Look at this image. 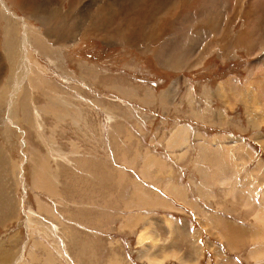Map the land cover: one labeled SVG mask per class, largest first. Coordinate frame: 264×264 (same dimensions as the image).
Instances as JSON below:
<instances>
[{
    "label": "rangeland",
    "instance_id": "rangeland-1",
    "mask_svg": "<svg viewBox=\"0 0 264 264\" xmlns=\"http://www.w3.org/2000/svg\"><path fill=\"white\" fill-rule=\"evenodd\" d=\"M29 1L36 3L35 7L25 3L34 12L50 13L58 7L72 11L74 14L61 18L54 34L74 43L63 49L55 44L51 51L45 43L30 46L36 70L30 86L22 83L9 109L16 67L7 64L2 54L7 32L15 26L18 40L22 24L44 30L54 22V16L47 13L39 26V19L23 14L9 0H0V159H6L0 163V264H10L20 255V264H136L135 255L139 264L147 263L145 247L136 244L141 219L135 221L132 232L121 230L120 224L128 216L142 214L153 223L160 242L167 243L170 232L158 216L166 209L160 204L166 205L170 196L165 187L173 182L162 183L161 177L171 178L182 168L174 169L173 163L159 156L171 157L182 166L188 151L198 155L199 145L206 144L211 152L210 143L217 148V155L212 153L217 160L206 164L202 176L223 170L224 185L218 183L211 200H200L210 211L195 202L189 208L195 210L197 221L202 215L198 210L218 216L222 223L213 237L217 247L233 255L228 257L234 264H257L256 257L247 259L245 255L258 248L264 231L254 219L264 212V89L258 87L260 81L264 86V0ZM3 6L18 19L5 13ZM232 76L244 79L240 86L235 85L233 98L221 99L217 85ZM247 77L261 98L258 117L263 122L252 126L243 116L242 128L245 95L240 92L249 89L245 88ZM216 101L226 113L218 110ZM114 113L119 115L114 117ZM114 119L117 130L121 125L123 140L110 148L106 144L113 138L108 126ZM99 123L102 126L97 130ZM174 126L186 127L187 132L181 145L170 153L165 139ZM226 127L239 134L249 132V138L260 147V152L251 148L256 163L246 164L238 158L242 167L239 161L226 162L235 160L233 155H241L242 149H232L231 159L223 137L215 142L199 134H220ZM83 131L86 140L103 136L105 147L100 156L105 161L101 165L87 159L90 153L81 146ZM190 135L195 137L192 142ZM35 151L40 159H35ZM245 152L251 156L250 149ZM178 153H182L181 161ZM258 171L260 179H256ZM90 174L104 176L92 179ZM37 178L41 185H35ZM171 197L191 204L184 202V196ZM241 198L244 205L252 207L253 221L248 219L249 211L241 210ZM143 209L145 213H141ZM172 217L183 216L176 212ZM173 224L176 245L191 251L192 243L189 246L187 240L193 231H183V225L175 221ZM202 246L206 251L214 249L208 243ZM170 260L174 259L167 258L163 264Z\"/></svg>",
    "mask_w": 264,
    "mask_h": 264
},
{
    "label": "crops",
    "instance_id": "crops-1",
    "mask_svg": "<svg viewBox=\"0 0 264 264\" xmlns=\"http://www.w3.org/2000/svg\"><path fill=\"white\" fill-rule=\"evenodd\" d=\"M232 77H235V76H232ZM232 77L231 78L225 77L223 79L227 80L226 82L218 83L216 92L220 95L218 97H220L221 99H225V100L229 101L231 98H233L235 91H237L236 86H240V84L242 83L241 81L244 79V78H241V80L238 81L239 78L235 77L234 78L235 81H234ZM259 79H261V77H259ZM247 85H250V87ZM253 85H254V83H253ZM258 87H259V89H261V88L264 89V86L262 87L261 81L259 82ZM245 88H249V89L244 90L245 92H243V91L240 92V94L245 95V97L243 98V102H242V110L243 111H241L242 112L241 122L243 121V116H246L249 124H251L252 126L258 125L259 123L263 122L262 121L263 119H261V117H258V115L261 116V98H260V96L255 95L253 88H252V80L248 77H247V79H245ZM223 90L225 91V96L222 97V91ZM205 92H206V90L203 93H205ZM259 92H261V91H259ZM216 102L219 105L218 110L220 112L222 110V112L226 113V110L224 109V107H222L220 105L221 102H219V101H216ZM24 110H25V107H24L23 111ZM115 111H116V109H115ZM102 112H105V110L102 109ZM116 115H119V113H116V114L114 113V117H116ZM235 115H237V114H235ZM251 117H254V118H251ZM112 121H113V123L110 124L108 127L111 131L109 133H111L113 141L111 139L110 142H107L108 144H106V145L110 146V148H112V146L115 147L116 144L120 145L119 142H121L123 140L122 135L120 134L121 125L119 127H117L119 130L118 131L115 128V125L117 124L116 119L111 120V122ZM100 125L102 126L101 123L95 125L97 130H99ZM241 126H242V128H245L244 123ZM226 129L227 130L225 132H221L220 134H215V133L210 134V133L204 132L205 133V135H204V133L203 134L199 133V132H197V133L201 134L202 136H204L205 138H208V139L211 137L212 141H215V142L218 139L221 140V138H219V136L223 137L222 141L224 143V147L228 151V156L231 159H233L232 149L235 150L237 147H240L242 149L241 155L239 154L240 157L237 156L235 153L233 155V156H235V158H234L235 160H233L231 162L230 160L228 161V159H227L226 162H228V163L237 162L238 163V161L240 162L239 159H241V161L243 163H246V164L249 162L250 163L251 162L256 163V161L252 160L254 157V154H253L251 148L258 149L260 152V147L254 140L249 138L250 137L249 132L245 131V132L239 134V133H237V131H232L231 130L232 127L231 128L226 127ZM191 130L192 129H190V131ZM248 130H249V128H248ZM186 132H187L186 127L174 126L173 131L170 134H168L167 136L165 135L167 137L165 139V142H166V145L168 146L167 148L169 149L168 152L174 153L173 150L175 149L176 146L181 145L180 143L184 139ZM193 133L194 132L192 130L191 135H193ZM83 134L84 135L82 137V145L81 146L84 148V151H87L88 154L90 153L88 155L87 159L89 161H91L92 163H95L96 165H98L100 163H104L105 158H101V156H100V152H102V147H105V145H104L105 143L102 144L103 143L102 142L103 136L101 135L100 138L97 137L94 140H91V139L86 140V138H85L86 132L83 131ZM165 136L163 135L162 141L164 140ZM194 139H195V137L191 136L189 142L194 141ZM162 141L160 140L158 142L160 143ZM112 142H114V143L112 144ZM70 146H71V144H70ZM199 146H200V149L198 150V155L194 151H193V153H192V151H188V156L184 157L185 158L184 160H186V163H185V165H182V166L175 164V162L173 161V159L171 157L166 158V155L165 156L161 155V157L158 155L159 158L161 160H163L164 162L166 160L169 164L173 163L172 165H173L174 169H175V166L180 167V169L182 168L180 171L177 169L178 173L176 172L175 176H173L171 178H164V175H162V177H161L162 183H166V181L167 182H169V181L173 182L170 184L168 183V185L165 187L167 189L168 193L170 194V196H167L168 197L167 201H166V199L162 198L167 202V204L166 205L160 204V205H163L166 209L161 210L162 215L158 216V217L162 216L160 218L161 220L163 219L161 221L162 224H165L166 222L167 223L172 222V223H170V225H173L171 228L166 226L167 223L164 225L169 230L170 236H171V239L167 243H165V242L161 243L160 242L159 234L156 233V230H154L153 223L148 222V219L144 218L142 216V214L141 215H135V216L134 215L128 216V217L124 218V222L122 224H120L121 230L128 229L130 232H132V228L134 227V225L136 223L135 221H137V219H141V222H138L139 227L136 230H138V232H140V234L142 231L144 233V234L142 233L144 238L142 240H139L140 234L138 233L139 235H137V240H139V242L136 240V244L142 245L141 243H143V247H145V250L147 249V251H148L147 256L143 257V258H144V260L146 259L145 260L146 262L147 261L150 262L149 264H163L167 258L174 259V260L167 261L165 264H168L170 262L173 264H234L232 259L228 257V256L232 257L233 255H231V254L229 255L228 253L225 254L222 247H220V246L217 247L218 246L217 240L213 237V235L215 234V228H217L218 225L222 223V221L218 218V216H215L214 214H212V212H210L211 214H209V213L207 214V212L204 210H208V207L205 204L200 202V200H204V201L206 199L211 200L213 194L216 193L215 190L217 188L218 183H217V177H216L215 171L205 174V178H203L202 175H204V173H203V171L205 170L204 166H206L207 162L217 160L216 156H212V153L217 155V148H212L213 144L210 143L211 147H209L208 149L211 152H208L206 150L207 149L206 144L203 146L202 145H199ZM140 147H142L144 150L146 148V146H144L141 142H140ZM85 148H87V149L85 150ZM156 148H159V147H156ZM194 148H196V147H194ZM248 149H250V152H251V156H249V157L247 156L248 152L247 153L245 152ZM35 153H38V152L35 151L34 154ZM229 153L231 155H229ZM65 154L68 156V158H71L70 153L65 152ZM142 154H144V151L142 152ZM34 156H35V159H40V154L34 155ZM176 156L180 157V161L182 160V153H178V154H176ZM5 160L6 159H4V160L0 159V163L2 161H3L2 163H4ZM242 162H240V164L242 165V167H244V164H242ZM201 163H202V165H201ZM193 165H194V167H193ZM245 166H247V165H245ZM89 168L93 170V167L89 166ZM116 169L120 170V168H118V167ZM257 173H258V177H256V179H260V172L258 171ZM90 175H91V177H89V178H92V179H95L97 177H99V179H101L104 176V175L98 176L96 174L97 177L94 178L93 174H90ZM149 185L153 186L151 184H148V186ZM3 190H5V189H3ZM148 190H150V189H148ZM150 191H152L156 194L155 191H153V190H150ZM179 192H180L179 197L180 196L186 197L184 202H186L188 200L189 202H191V204L186 205V204H183L181 202L178 203V202H176V200H174V198L171 197L172 194L174 196H177L176 194ZM196 192L198 194H200L199 197H203V199H199L197 194H195ZM242 198H244V197L242 196ZM242 198H241L240 208L244 212L249 211L250 214H248L249 215L248 219L253 221V219H251V213H252L251 208L252 207L250 205H246V204L244 205L242 203ZM192 202H195L196 205H198L200 208L204 209L203 211L198 210L200 215L203 213L200 216L201 219L198 217L199 221H197V219H196L197 216L195 217V215H194L195 210H192L191 208H189V206L190 207L195 206L194 203H192ZM145 203H143V204H145ZM149 204L152 205L153 203H149ZM252 206H257V204L256 205L253 204ZM175 207L179 208L180 210L179 211L174 210ZM120 211H122V210L120 209ZM139 211L140 210H136V213ZM144 211H146V209L145 210L143 209V211H141V213H145ZM208 211H210V210H208ZM132 212H134V211H131L130 213H132ZM176 212L180 213L181 216H183V217H180L179 219H175V217L173 218L172 215H173V213H176ZM147 213H149V212H147ZM155 213L156 212H154V214ZM154 218H157V216ZM66 220H68V219H66ZM174 221L177 223V225H183V227H182L183 231H186V229H188V232L193 231L190 233L191 234V238L189 237L190 240L189 239L187 240L189 246L192 243L191 251L187 252L186 250H181L176 245L177 239H176L175 233L173 232V229H172V228H174V224H173ZM145 229H147L148 232L145 231ZM194 231H195V233H194ZM203 232L204 233L208 232L209 234L202 235ZM145 234H146V236H145ZM148 236L153 237V240L151 241V238H149ZM246 238L248 239L249 237H246ZM247 239H244V240L247 241ZM201 243L203 245H204V243H208V244L212 245L214 249L210 248L211 251H209V249L207 248V251H206V248L204 246H202ZM243 245L246 246V244H244V243H243ZM260 245L258 248L259 249H260V247H261V249L263 248V250H261V251L264 252V231L261 234V244ZM254 249H256V248H253V250ZM145 250H144V255H143V252H141L140 257H142V255L145 256ZM149 251H152V252H150V256L151 255L152 256L148 260L147 257H148ZM6 254L10 255L11 253L6 252ZM6 254H5V256H6ZM245 256L247 259L249 258V256H247V255H245ZM136 257H137V255H135V257H133V260L135 261L136 264H139L140 263L139 261H141V260H139ZM152 261H157V263H154ZM200 261H201V263H200ZM260 261H261V264H264V256H261ZM147 263H145V264H147Z\"/></svg>",
    "mask_w": 264,
    "mask_h": 264
},
{
    "label": "bare ground",
    "instance_id": "bare-ground-1",
    "mask_svg": "<svg viewBox=\"0 0 264 264\" xmlns=\"http://www.w3.org/2000/svg\"><path fill=\"white\" fill-rule=\"evenodd\" d=\"M10 1V3H11V5L12 6H14V7H16V8H18L23 14H27L30 18L32 17V16H34V18L35 19H39V26H41L42 25V19H44V15H46L48 12H46V11H42V10H38L37 8V10L38 11H36V12H34L33 11V9H29L26 5H25V3L28 1L29 2V5H30V7L31 6H34L35 7V5H36V3H34L33 1L32 2H30L29 0H9ZM71 3V2H70ZM62 6V5H61ZM13 8V7H12ZM241 8H242V5L240 4V11H241ZM3 11L5 12V13H8V15H11L10 17H12L14 20H17L18 19V17H16L15 15H12V13H10V11H7L6 9L7 8H5L4 6H3ZM1 12V11H0ZM13 12V11H12ZM14 13V12H13ZM71 13H73L72 11H69V12H64L62 9H61V7H58V9H53V10H51L50 11V13H48V14H50V15H52V16H54V18H53V20H54V22H52V24L50 25V26H48V27H46L45 26V29L44 30H42V29H39L38 27H36V28H34V27H32V26H30V25H25V23L24 24H22L21 26H22V33H20L21 34V38L20 39H18L17 40V35H18V29L17 28H15V26H13V25H11V27H10V29L11 28H13L12 30H9V32H7V36H6V38H5V40H4V47H5V50H4V52H2V54H3V56H4V58H5V60H6V62H7V64H9V65H13V66H15L16 67V69H15V71H14V73H13V76H14V78H15V87H14V90L12 91L13 93H12V95H10V99H9V101L6 103L7 104V107L10 109V107H12L13 106V103H15L14 102V97L18 94V93H20L21 92V85H22V83L25 81L26 82V84L28 85V86H30V82H31V77H32V75L35 73V70H36V68H35V64L31 61V54H30V46H32V44H34V45H41V43H45L46 45H47V47H48V50L49 51H51V48L53 47V45H58L59 47H60V49H63V48H67V47H69L71 44H73L74 43V41L73 42H68L67 40H60L58 37H57V35L56 34H54V29L57 27V25H59V23L58 22H61V18L62 17H65V15H67V14H71ZM47 14V15H48ZM74 14V13H73ZM5 15H7V14H5ZM7 17H9V16H6V18ZM27 17V16H26ZM49 17V16H48ZM23 21V20H22ZM9 22H11V21H9ZM16 23H18V22H16ZM12 24V23H11ZM20 24V23H19ZM44 24V23H43ZM45 25V24H44ZM24 26H25V28H24ZM6 30H8L7 28H6ZM26 32V33H25ZM3 36V35H2ZM66 37V36H65ZM55 45V46H56ZM37 47V46H36ZM44 49H46L45 47H44ZM59 49V48H58ZM19 52L18 54H16V52ZM17 55L19 56V59H16V57H17ZM33 69H32V68ZM35 69V70H34ZM10 71V70H9ZM39 73V72H38ZM95 73V72H94ZM93 74V73H92ZM40 85V84H39ZM42 87V86H41ZM25 93V92H24ZM26 95L28 96V94H25V97L24 98H26ZM20 96V95H19ZM24 96V95H23ZM17 98H19V100H20V97H17ZM17 98H15V99H17ZM23 98V99H24ZM27 99L28 98H26V99H24V101H27ZM18 101V100H17ZM16 103H18V102H16ZM22 103H23V101H22ZM20 104V103H19ZM26 105V102L24 103V105L23 106H25ZM6 106V105H5ZM20 106H21V104H20ZM22 107V106H21ZM26 107V106H25ZM6 109V108H5ZM15 109V108H14ZM26 109V108H25ZM54 113V112H53ZM30 121V120H29ZM38 119L36 118L35 119V123L36 124H38ZM165 136V135H164ZM168 147V146H167ZM172 151V150H171ZM215 151V150H214ZM227 154V153H226ZM35 155H38V153H35ZM155 158V157H154ZM212 162V161H211ZM208 163V162H207ZM221 163V162H220ZM201 165H202V163H201ZM205 167V166H204ZM216 167H217V165H216ZM148 169V168H147ZM218 169V168H217ZM219 170V169H218ZM218 170H217V173H216V175L218 176V178H217V183H219V182H221L223 185H224V183H223V180H225V175L223 176V174H225V173H222V171H221V173L220 174H218ZM224 171H225V169H224ZM39 173V165H38V167H37V169H36V171H35V174L37 175ZM160 175V174H159ZM223 176V177H222ZM216 178V177H215ZM40 179L41 178H37L36 180H35V185L37 184V185H41V182H40ZM42 184H43V181H42ZM45 184V183H44ZM172 194V193H171ZM177 196H179L180 195V192L179 193H177L176 194ZM159 202V201H158ZM143 203V202H142ZM162 203V202H161ZM166 204V203H165ZM203 214V213H202ZM259 217L258 218H255L254 217V214L253 213H251V217H254V219L256 220V223L257 222H261V226L262 227H264V212H262L261 214H259L258 215ZM163 220V219H162ZM169 220V219H168ZM30 223V222H29ZM167 223V222H166ZM165 223V224H166ZM170 223H172V222H170ZM169 223V224H170ZM168 224V225H169ZM152 228V227H151ZM148 229V228H147ZM147 229H145V231H147ZM148 232V231H147ZM142 231H141V234L139 235V240H142L143 238H144V236L142 235ZM152 233V232H151ZM220 233V232H219ZM224 233V232H223ZM144 234V233H143ZM145 236H146V234H145ZM149 238H151V240H152V238L153 237H151V236H148ZM139 240H137L138 242H139ZM137 242V243H138ZM142 245H141V247L143 246V243H141ZM245 244V243H244ZM157 246V245H156ZM208 246V245H207ZM261 246V245H260ZM149 247V246H148ZM147 247V248H148ZM259 247V246H258ZM152 248V247H151ZM256 249H257V247H255ZM217 249V248H216ZM256 249H254L253 251H251V252H249V259L250 258H252V259H254L255 257V263H257V264H261V256H264V252H262L261 250H263V248L261 249V247H260V249L258 250H256ZM151 250V249H150ZM147 249L145 250V256L144 257H146L147 256ZM150 252H152V251H149V253H148V260H149V258L152 256H150ZM218 255V254H217ZM216 255V256H217ZM174 256V255H173ZM4 258V257H3ZM21 258H22V256L20 255L14 262L12 261L10 264H20V262H21ZM153 258V257H152ZM151 258V259H152ZM2 260V259H1ZM160 261V260H159ZM152 262H154V263H157V261H152Z\"/></svg>",
    "mask_w": 264,
    "mask_h": 264
}]
</instances>
